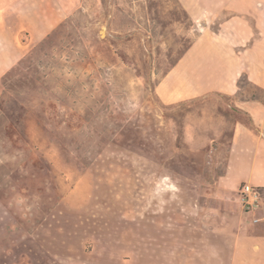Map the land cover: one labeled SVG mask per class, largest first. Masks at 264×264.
I'll return each instance as SVG.
<instances>
[{
    "label": "rangeland",
    "instance_id": "obj_1",
    "mask_svg": "<svg viewBox=\"0 0 264 264\" xmlns=\"http://www.w3.org/2000/svg\"><path fill=\"white\" fill-rule=\"evenodd\" d=\"M221 22L175 0H81L0 78V264H174L244 222L224 177L247 122L235 103L261 91L241 76L231 97L156 93Z\"/></svg>",
    "mask_w": 264,
    "mask_h": 264
},
{
    "label": "crops",
    "instance_id": "obj_2",
    "mask_svg": "<svg viewBox=\"0 0 264 264\" xmlns=\"http://www.w3.org/2000/svg\"><path fill=\"white\" fill-rule=\"evenodd\" d=\"M188 20H222L203 32L156 86L164 104L210 93L235 96L247 82L260 98L238 100L247 122L232 125L225 186L260 189V221H221L210 241L193 237L174 264H264V0H175ZM81 0H0V78L79 10ZM207 240V241H206ZM188 250H191L189 254Z\"/></svg>",
    "mask_w": 264,
    "mask_h": 264
},
{
    "label": "built area",
    "instance_id": "obj_3",
    "mask_svg": "<svg viewBox=\"0 0 264 264\" xmlns=\"http://www.w3.org/2000/svg\"><path fill=\"white\" fill-rule=\"evenodd\" d=\"M238 203L243 215H250L253 224L260 221L256 213L261 209L260 189L250 184L243 183L237 191Z\"/></svg>",
    "mask_w": 264,
    "mask_h": 264
}]
</instances>
